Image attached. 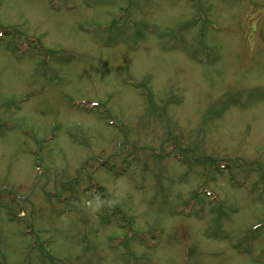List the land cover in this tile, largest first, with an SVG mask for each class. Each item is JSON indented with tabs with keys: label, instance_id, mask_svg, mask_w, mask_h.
Here are the masks:
<instances>
[{
	"label": "rangeland",
	"instance_id": "obj_1",
	"mask_svg": "<svg viewBox=\"0 0 264 264\" xmlns=\"http://www.w3.org/2000/svg\"><path fill=\"white\" fill-rule=\"evenodd\" d=\"M0 264H264V0H0Z\"/></svg>",
	"mask_w": 264,
	"mask_h": 264
}]
</instances>
